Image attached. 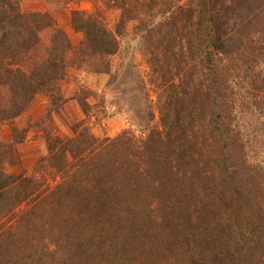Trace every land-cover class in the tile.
Instances as JSON below:
<instances>
[{
  "label": "trees",
  "instance_id": "obj_1",
  "mask_svg": "<svg viewBox=\"0 0 264 264\" xmlns=\"http://www.w3.org/2000/svg\"><path fill=\"white\" fill-rule=\"evenodd\" d=\"M198 1V12L190 10L187 23L203 35L207 73L191 94L189 124H182L178 114L173 118L165 114L171 121L165 135L150 137L151 145L141 152V159L125 156L129 165L144 164L147 173L156 166L158 170L145 176L141 168L126 166L122 178L112 173L105 184L117 197L109 202L99 191L94 195L93 188L76 194L74 203L51 202V195L44 198L19 224L0 229V264H88L81 251L86 242L102 248L108 239L117 238L129 248L137 229L140 253L131 249L127 255L121 248V264H264V0ZM78 18L75 26L85 34L87 49L95 54L117 52L116 38L100 21ZM174 28L176 35H183L185 28L178 22ZM40 29L36 15L26 17L14 0H0L2 61L30 53L39 43ZM55 41L57 53L51 52L31 77L21 70L16 75L22 95L50 92L55 75L63 74L65 59L59 55L66 45L60 34ZM172 46L170 41L168 48ZM169 50L165 59L177 60L179 56ZM177 87L172 84L168 90ZM185 98L173 95L170 105L179 108ZM197 116L206 127L203 142L197 140ZM68 143L58 150L60 159L53 157L58 165L65 163L63 156L73 142ZM60 144L53 143L52 148ZM129 147L117 139L112 155L118 160L120 150ZM27 180L0 173V221L13 211L15 195L32 184ZM133 185L136 189L131 191ZM155 201L159 203L154 210L149 205ZM98 219L104 220L107 230L101 229L103 238L95 241L90 233ZM45 224L60 228L58 252L49 250L44 241Z\"/></svg>",
  "mask_w": 264,
  "mask_h": 264
},
{
  "label": "rangeland",
  "instance_id": "obj_2",
  "mask_svg": "<svg viewBox=\"0 0 264 264\" xmlns=\"http://www.w3.org/2000/svg\"><path fill=\"white\" fill-rule=\"evenodd\" d=\"M14 1L24 16L36 15L41 29L39 43L26 56L4 61L0 58V173L10 179L23 176L32 182L25 185L20 195H15L13 211L0 221L2 230L19 224L24 214L33 211L39 201L50 195L51 202L60 199L69 203L76 194L93 188L94 195L99 191L108 202L114 195L117 197L105 184L111 180L112 173L122 178L126 166H136L129 165L130 160L125 156L136 155L135 159H141V152L151 145L150 137L165 135L171 124L165 114L172 118L178 114L182 124H189L191 94L207 73L202 55L203 35L187 23L190 10L198 12V0H155L153 5L151 0ZM78 17L100 21L116 38L117 52L95 54L91 47L87 49L85 34L75 26ZM177 22L178 27L185 28L183 35L174 33ZM57 34L67 46L58 54L60 59H65L63 74L55 75L57 80L49 88L50 92L22 95L16 75L21 70L31 77L38 66L47 62L51 52L55 55ZM170 41L173 46L168 48ZM167 49L179 56L177 60L165 59ZM172 84L178 85L175 94L168 90ZM173 95L186 97L185 104L179 108L170 105ZM197 118V140L203 142L206 127ZM117 139L129 143L132 150L121 149L118 160L112 155ZM69 141L73 144L66 147L62 157L65 163L58 165V159L53 157L59 158L58 150ZM53 143L61 144L53 149ZM137 162L134 160V164ZM173 162L175 166V159ZM136 167L149 176L159 166L154 169L152 166L153 170L148 173L144 164ZM88 171H91L89 176ZM131 189L134 191L136 187L133 185ZM148 189L151 192L152 187ZM106 197L103 201H107ZM158 203H150L149 207L155 210ZM44 221L40 219V223ZM103 222L99 220L95 231L90 233L95 241L103 238L101 229L107 230ZM45 227L44 241L48 249L58 252L60 228L55 224H45ZM139 230L131 236L130 249L117 238L108 239L102 248L97 242H86L81 250L82 258L88 264H110L116 258L115 264H121V248L124 247L127 255L131 249L135 255L140 253Z\"/></svg>",
  "mask_w": 264,
  "mask_h": 264
}]
</instances>
